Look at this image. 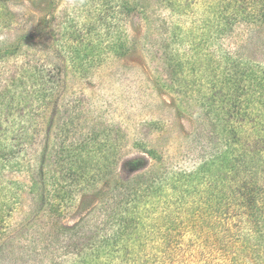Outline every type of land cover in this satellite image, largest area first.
<instances>
[{
    "label": "rangeland",
    "instance_id": "obj_1",
    "mask_svg": "<svg viewBox=\"0 0 264 264\" xmlns=\"http://www.w3.org/2000/svg\"><path fill=\"white\" fill-rule=\"evenodd\" d=\"M244 1L255 15L248 23L229 15L227 0H0V161L6 155L16 168L1 173L13 194L1 202L10 204L0 264H68L52 207L57 224L79 222L88 237L103 227L117 181L143 194L153 180L158 207L189 194L177 214L144 212L131 250L138 264H201L224 244L218 222L237 240L239 193L255 178L264 186V141L255 143L264 118L234 134L238 124L221 117L224 57L264 67V0ZM227 15L231 26L217 32ZM32 67L49 81H32ZM225 152L242 156L238 169L220 163ZM206 163L213 188L186 174ZM249 227L253 240L230 242L225 253L235 264H264V234Z\"/></svg>",
    "mask_w": 264,
    "mask_h": 264
},
{
    "label": "trees",
    "instance_id": "obj_2",
    "mask_svg": "<svg viewBox=\"0 0 264 264\" xmlns=\"http://www.w3.org/2000/svg\"><path fill=\"white\" fill-rule=\"evenodd\" d=\"M229 1H234V3L231 4ZM241 1L243 0H227V4L232 6L229 15L238 16L241 21L248 23L252 21L251 19H253L255 15L251 17L247 10L249 8L246 2L244 1L241 5ZM251 9L253 8L251 7ZM229 15L226 17L219 16L216 19L217 32L222 33L226 28L231 26V22L229 20L231 17L229 18ZM224 61L225 68L228 69L229 76L220 81L221 89L222 87H226L225 92H223V99L220 103L223 102L224 104L225 102V105L228 104L229 108L227 111H223V113L221 112V117L225 118L226 116L227 118H225V120L230 118V120L238 124L236 130L233 131L234 134L237 133L239 128L243 129L245 127V123L250 122L249 119L254 120V124L251 122L253 127L250 128V130H253L258 124V120L260 118H264V67L258 70L251 67L252 65H249L251 67L250 68L247 63L245 65L244 63L237 61L231 63L232 61L230 56H225ZM30 70L31 72H34V74H32V81H34L37 85L46 84L49 81L46 78H43L41 71H36L35 67H32ZM251 103H254L257 106L248 111L247 108L251 107ZM245 107L246 109H244ZM257 141L260 142L264 140H255V143H257ZM4 149L5 148L0 147V151ZM82 149H85V147ZM226 152L221 156L220 163L232 165L230 168L231 170L232 168L235 170L238 169L239 165L236 163L239 159H242V156L229 160ZM241 154L244 156V153ZM2 159L3 161H0V218L3 211L9 208L10 204V202H1L10 199L13 194L8 190L9 181L4 178L1 173L4 169H16L14 168V164H11V160L8 159L6 155L2 157ZM261 159L262 158H258V162H261ZM206 166L207 163L200 166L197 171H190L186 174H188V176L199 174V177H207L208 179L205 182L206 185H208L209 188H213L215 184L211 180L212 178L209 175L211 172L207 170ZM242 173H246L245 168H242ZM253 176L256 177V174H253ZM251 181L253 186L252 189L247 190L246 193L244 191H240L239 198H237L240 202L239 204L236 203V205L242 207L238 208L239 212H236L235 214V217L238 218V231L241 235H237L236 240L234 238V232L231 230L232 226L227 223L228 221L222 223L218 222L219 229L222 232L221 241H223L224 244L222 245L220 243L221 246L216 247L213 255H211V252L213 251L211 250L210 254L205 256L207 258H204V261H202L201 264H209L211 260L213 261V258L216 260L214 264H235L231 262L232 259L227 257L225 253L227 252V247L231 246V243L236 242L240 244H242V242L249 244L250 240H253V237L248 234L251 232L249 225L253 226L256 237L264 234V186H258L256 178ZM152 182L153 180L149 181V187H146L144 193L142 194L140 193V190H134L132 186L130 187V190H127L126 185L124 186L122 182L117 181L114 186L115 193L110 196L112 208H110V211L105 215L104 223L102 224L103 227L95 229V231L88 237L83 233V231H80L81 228L79 222L72 225L57 224L55 219L57 218L59 209L52 207L53 222L51 220L49 222L54 229L52 236L55 237L57 235L59 237L60 234L63 235L64 238L61 237L63 244L68 247V251L72 254V259L68 262V264H138L134 258L135 253L131 250H133L135 243V238H133V236L135 235V232L140 229L141 220L146 216L144 212H152L151 209H161L165 212V214H167V216L177 214V209L180 208L182 202H184L185 195H189L186 187V189H181L176 194L173 193V196L170 197L167 201L168 204L165 206L164 204L160 207L155 206L150 200V195L157 192L153 186H150ZM159 185L160 189L162 187L161 179L159 180ZM51 187H53V184ZM234 188L237 193V188ZM52 190L53 193L51 196L55 199L57 198V201L58 199L63 201L66 198V193L58 195L53 188ZM146 190H148V193H146ZM160 195L161 193H159V196ZM3 198L6 199L3 200ZM226 198L230 201L227 194ZM174 204H176V209L171 208ZM76 232L84 235L83 237L81 236V241L78 243L73 242L74 233ZM196 245L197 244L194 246ZM196 257L197 253L191 254V258L193 260H196ZM208 258L210 259L206 262ZM55 259L56 258L54 257L50 260L51 264L57 263ZM114 261H118L119 263H115Z\"/></svg>",
    "mask_w": 264,
    "mask_h": 264
}]
</instances>
